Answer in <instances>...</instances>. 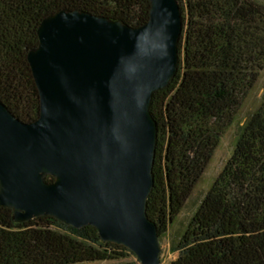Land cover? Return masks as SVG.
I'll use <instances>...</instances> for the list:
<instances>
[{
  "label": "trees",
  "instance_id": "trees-1",
  "mask_svg": "<svg viewBox=\"0 0 264 264\" xmlns=\"http://www.w3.org/2000/svg\"><path fill=\"white\" fill-rule=\"evenodd\" d=\"M178 2V70L151 104L157 145L147 214L160 236L180 215L264 68V0ZM150 6V0H0V100L25 122L39 117L28 52L39 44L46 16L79 9L138 27L149 20ZM175 250L170 264H264V97ZM90 262L139 264L92 225L76 228L51 215L16 221L12 209L0 206V264Z\"/></svg>",
  "mask_w": 264,
  "mask_h": 264
},
{
  "label": "water",
  "instance_id": "water-1",
  "mask_svg": "<svg viewBox=\"0 0 264 264\" xmlns=\"http://www.w3.org/2000/svg\"><path fill=\"white\" fill-rule=\"evenodd\" d=\"M150 4L138 27L79 9L46 16L28 52L39 117L25 122L0 100V206L16 221L51 215L92 225L139 264L161 263L147 214L157 145L151 104L178 70L183 30L178 0Z\"/></svg>",
  "mask_w": 264,
  "mask_h": 264
},
{
  "label": "rangeland",
  "instance_id": "rangeland-1",
  "mask_svg": "<svg viewBox=\"0 0 264 264\" xmlns=\"http://www.w3.org/2000/svg\"><path fill=\"white\" fill-rule=\"evenodd\" d=\"M264 97V68L262 69L259 79L254 88L246 97L244 104L237 115L235 122L225 132L221 141L216 148L214 155L208 164L205 172L203 173L200 181L196 185L190 198L187 200L183 210L176 220L170 224L168 231L160 236L161 243V263L170 264L171 261L177 256L175 250L178 238L185 230L190 218L198 208L202 198L211 187L217 175L223 169L225 163L231 156L235 147L238 134L241 127L248 120L252 112L259 106L262 98ZM136 257V256H135ZM134 258V257H131ZM137 259V258H136ZM138 260V259H137ZM78 264H105L104 262H90Z\"/></svg>",
  "mask_w": 264,
  "mask_h": 264
}]
</instances>
